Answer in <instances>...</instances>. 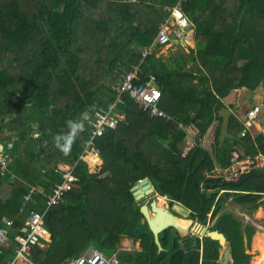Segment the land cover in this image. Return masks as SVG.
Masks as SVG:
<instances>
[{"label":"trees","instance_id":"16d2710c","mask_svg":"<svg viewBox=\"0 0 264 264\" xmlns=\"http://www.w3.org/2000/svg\"><path fill=\"white\" fill-rule=\"evenodd\" d=\"M177 1L34 0L36 12L30 14L19 0H0V142H11L12 157L0 177V228L6 226L4 218L12 220L4 257H13L15 235L28 212H42L44 195L62 180L56 165H71L81 155L87 125L76 121L85 111L105 108L115 96L113 86L141 59V79L157 77L160 107L171 118L150 117L127 92L121 94L123 118L96 140L101 173H91L78 159L79 184L46 211L55 230L45 246L34 245L33 264H66L89 245L109 256L124 236L138 238L140 247L121 254L119 264H183L185 249L171 228L159 234V252L148 226L135 231L142 213L130 187L143 178L203 225L208 213L214 219L223 210L221 190L251 209L264 204L256 203L264 195V168L232 181L205 175L216 163L227 166L234 148L264 154V133L252 135L240 119V109L245 114L254 105L236 95L264 85V0H184L181 8L194 27L196 50L175 55L170 65L155 53L142 57L169 13L166 7ZM188 57L200 65L185 69ZM221 107L231 110L228 131L234 137L219 147ZM214 119V143L181 155L185 127L195 126L202 136ZM4 128L13 131L3 137ZM30 186L42 190L24 204ZM212 229L227 238L234 264H249L243 231L250 243L253 225L242 229L231 212L222 211ZM196 239L188 264H217L218 241ZM2 257L0 264H6Z\"/></svg>","mask_w":264,"mask_h":264},{"label":"built area","instance_id":"2783aa9c","mask_svg":"<svg viewBox=\"0 0 264 264\" xmlns=\"http://www.w3.org/2000/svg\"><path fill=\"white\" fill-rule=\"evenodd\" d=\"M178 0L175 5L166 7L169 11L166 19L159 24V30L151 43L144 46L142 57L158 52V46L180 44L184 47L194 44V27L188 17L182 10V2ZM143 62L139 61L131 65L130 70L122 74V80L118 83L115 89L114 98L109 101L105 108H99L95 111H85L81 117L85 118L87 125L84 130L85 137L81 141L82 153L78 159L85 160L89 169L94 173L102 166L99 149L96 147L97 138L102 135L107 127H115L122 114L118 112V107L123 102L122 93L127 92L137 106L147 112L150 117H170L160 107L161 91L158 87L157 78L154 74H149L146 78L141 79L140 65ZM259 112V105L255 104L250 110L243 115V126L247 131H251L254 127L255 119ZM207 132V131H206ZM204 133L199 136L198 129L192 125L185 127V137L181 145V155L187 154L194 147H208L214 143V136L211 133ZM10 144L5 148L0 143V177L7 172V166L10 161L11 152L9 151ZM89 157V158H86ZM77 160L71 165L58 163L55 167L62 176V180L55 183L50 191L44 195L45 209L40 212L30 210L23 221V225L19 229V234L15 235L17 245L14 247V255L7 259L4 257L3 250L9 245L7 239L8 227L12 224V220L4 218L6 226L0 228V255L6 264H33L31 253L34 245L40 244L44 239L46 229L42 223L43 215L46 211L64 200L66 192L71 190L78 184V177L74 173ZM229 164L220 166L218 163L214 167L205 172L207 177H217L222 180L232 181L240 175L248 173L254 169L264 168V154L257 153L255 155L246 154L239 148H234L230 152ZM98 167V170L95 168ZM37 192L35 186H30L23 194L24 204L33 202L34 193ZM68 264H119L117 257L113 254L108 257L98 249H89L78 257L70 260Z\"/></svg>","mask_w":264,"mask_h":264},{"label":"water","instance_id":"95a60500","mask_svg":"<svg viewBox=\"0 0 264 264\" xmlns=\"http://www.w3.org/2000/svg\"><path fill=\"white\" fill-rule=\"evenodd\" d=\"M230 113L231 110L228 107H221L218 111V116L221 117L219 135H218L219 147L222 146L223 141L226 137H234L228 131V122H229ZM130 190L135 200H140L147 195H151L152 193L158 195L154 191V188L148 178H143L141 180H138L130 187ZM220 197L223 199V201H225L227 199L226 191H222L220 193ZM263 200H264V195L260 197L256 201V203L258 204ZM176 206L178 207V209L182 211L184 215L188 213L187 208L181 205L180 206L176 205ZM150 207H151V212L149 211L147 204L143 203L140 205L139 210L147 221L148 228L153 234L154 242L158 247V251H161L163 249L160 244L159 234L165 229L171 228L178 234L180 238H182V242H184L185 244L183 264H188L191 253L194 252L193 247H188L186 245V237H187L186 235L190 233V228H191L201 237L206 236L218 241L221 247V252L218 257V264H227L228 262L233 261L230 244L227 242L226 237L222 232L218 231L217 229H211L209 227L207 228L202 223L193 221L192 218L189 217L184 218L173 214L165 207L164 204L160 203L157 198L153 197V199L150 202ZM135 231L138 233L144 231V228L141 223L137 225ZM243 247H244V251L247 252L249 249V245H248L247 235L245 232H243ZM125 252L126 250L119 251L118 258H120L121 254Z\"/></svg>","mask_w":264,"mask_h":264},{"label":"rangeland","instance_id":"374dc122","mask_svg":"<svg viewBox=\"0 0 264 264\" xmlns=\"http://www.w3.org/2000/svg\"><path fill=\"white\" fill-rule=\"evenodd\" d=\"M19 1L22 7L28 13L32 14L36 12L35 6H33L32 4L34 0H19ZM195 46L196 45H194L193 47L191 45H187L186 47H184L180 44H174L171 46L170 45L158 46L157 47L158 52H156L155 54L157 56H160L163 61H165L168 65H170L172 63V58L175 55L179 57V54H183V53L188 54L191 48L195 49ZM186 59L183 64V67L185 66V69H189V67L191 68L193 66L200 65V62L197 59L193 60V59H190L189 57H188V60ZM115 86L116 85H114L113 88ZM263 91H264V85L262 87L260 86V89H258L254 93L249 92V91H245L244 93L242 92L238 93L239 91H237L236 93L238 100L242 98L241 100H243L244 102V100L247 98L249 102H251V103H248L250 106L255 105V104L259 105V111H261V113L255 119V121H260V122L262 121V118H264V100L261 103V101H259L260 97L258 94H260V96L263 95L262 94ZM239 113L241 117L240 119H243V115H244L243 108L240 109ZM238 122H240L239 119H238ZM84 123H85V118L80 117V121L79 120L76 121V124H77L76 126L84 127L85 126ZM253 128H255V126L251 128L250 132L253 134H256L255 133L256 129H253ZM262 133H264V131H262ZM86 158H89V157H86ZM95 169L98 170V167ZM89 170L90 172H93L91 167ZM225 208L233 212L237 216V218L242 223H244V225L250 224L254 226L255 228L254 234L251 237V241L249 243V249L247 251V253L251 255L249 264H264V204L258 205V207L255 209H251L249 207L245 209L241 207L240 204L239 205L231 204V198H227L225 200ZM207 217H210V213H208ZM212 221H213V218L211 217L208 220L207 224L210 225ZM171 236L172 235H170L169 237V241H171L172 239ZM135 242H138V241H135Z\"/></svg>","mask_w":264,"mask_h":264},{"label":"crops","instance_id":"0c3cea01","mask_svg":"<svg viewBox=\"0 0 264 264\" xmlns=\"http://www.w3.org/2000/svg\"><path fill=\"white\" fill-rule=\"evenodd\" d=\"M193 46H194V44H193ZM192 46V47H193ZM157 78V77H156ZM263 85H261V87H262ZM258 89H260V87H258L257 89H255L254 91H252L253 93L255 92V91H257ZM240 92H242V93H244L245 91H243V90H241V91H239V93ZM262 94L263 95H261L260 96V94H258L259 95V97H260V99H259V101H261V103L263 102V100H264V91L262 92ZM248 95V94H247ZM244 102H247V103H250L249 102V100L246 98L245 100H244ZM118 110V109H117ZM118 112H120L119 110H118ZM165 112V111H164ZM120 114H122V118H123V113L122 112H120ZM169 116V115H168ZM170 117V116H169ZM220 117V116H219ZM258 117V116H257ZM171 118V117H170ZM166 120H167V118H166ZM190 125V124H189ZM217 125H218V120L217 119H214L213 121H212V123L210 124V126L208 127V129H207V132L206 133H211L212 134V136H214L215 137V134H216V129H217ZM193 126V125H192ZM255 128H253V129H256L255 131V133L256 134H258L259 132H262V131H264V118H262V121L260 122V121H255ZM195 127V126H194ZM13 131V128H10L9 130H7V128H4V132H3V134H2V136L3 137H5L6 135H8V134H10L11 132ZM256 134H253L252 133V135H256ZM0 143H2L4 146H6V145H8V144H10L11 145V142L10 141H5V142H0ZM6 144V145H5ZM240 149V148H239ZM100 158H101V156H100ZM102 160V159H101ZM103 162V161H102ZM59 163H63V162H59ZM88 169H89V166H88ZM258 169H260V168H258ZM101 170H102V168H100L98 171H97V173H95V174H100L101 173ZM90 171V170H89ZM91 173H94V172H91ZM249 173V172H248ZM238 179V178H237ZM236 180V179H235ZM79 184V183H78ZM78 184L75 186V187H77L78 186ZM36 188H37V193L38 192H40L42 189L40 188V186H35ZM74 188V187H73ZM72 188V189H73ZM70 191V190H69ZM68 191V192H69ZM222 191H226V190H221L220 191V193L222 192ZM67 193V192H66ZM220 193H219V196H220ZM66 196V195H65ZM158 196H160V195H158ZM160 197H162V198H167V197H165V196H160ZM64 200H65V197H64ZM63 200V201H64ZM62 201V202H63ZM62 202H60V203H62ZM59 203V204H60ZM259 204V203H258ZM58 205V204H57ZM56 206V205H55ZM42 223H43V225H44V227H45V229H46V234H45V237H44V239H42V241L40 242V244H38V245H40V246H45L46 245V241H48V240H50L51 238H52V235H53V233H54V230H55V225L54 224H52V223H50L49 222V220H48V218H47V216H46V214H44L43 215V220H42ZM173 230V229H172ZM135 241H139V239L138 238H132V237H128V236H124V237H122L121 239H120V243H119V246H118V249L115 251V252H113V253H111L108 257H110V256H112L113 254L117 257V259H118V261H119V258H118V253H119V251H121V250H126V252L127 251H136V250H138L139 249V246H138V242H135ZM248 245H249V243H248ZM163 248V247H162ZM91 250V249H95V247L93 246V245H89L86 249H85V251L83 252V253H85L86 251H88V250ZM163 250V249H162ZM159 252V251H158ZM83 253H81V254H83ZM247 253V252H246ZM123 254V253H122ZM105 255V254H104ZM107 256V255H106ZM70 261H68L66 264H68Z\"/></svg>","mask_w":264,"mask_h":264},{"label":"flooded vegetation","instance_id":"af4514ba","mask_svg":"<svg viewBox=\"0 0 264 264\" xmlns=\"http://www.w3.org/2000/svg\"><path fill=\"white\" fill-rule=\"evenodd\" d=\"M155 196H158V195H155V193H152L151 195H147V196H145V197H143L142 199H140V200H137L138 202H139V207H140V205L141 204H143V203H146L147 204V206H148V208H149V211L151 212V207H150V202H151V200L153 199V197L154 198H157L158 199V201H159V198H162V197H160V196H158V197H155ZM164 205H165V207L170 211V212H172L173 214H175V215H178V216H180V217H189V218H191L190 216H189V213H190V211L188 210V213L186 214V215H184L183 213H182V211L180 210V209H178V207L176 206V205H181L180 203H178V202H171L168 198H163V202H162ZM223 203H224V208H223V210L222 211H229V212H231L230 210H228V209H226L225 208V201H223ZM231 204H235V205H239L238 203H236V202H234L232 199H231ZM182 206V205H181ZM240 206L241 207H243V208H247L248 206L247 205H242V204H240ZM221 211V212H222ZM221 212L220 213H218L215 217H214V219H213V221H212V223L210 224V225H208L207 223L206 224H204L207 228L209 227V228H211L212 229V226H213V224H214V222L216 221V219H217V217L221 214ZM232 213V215H233V217L234 218H236L237 220H239L238 218H237V216L233 213V212H231ZM209 218H211V212H210V217ZM193 219V218H192ZM193 221H196L195 219H193ZM240 221V220H239ZM196 222H198V221H196ZM241 222V221H240ZM141 224H142V226H143V228L145 229V226H148V224H147V221H146V219H145V217L142 215V218H141V222H140ZM208 225V226H207ZM241 225H242V229H244V227L246 226V225H248V224H245L244 225V223H242L241 222ZM174 231V230H173ZM219 231V230H218ZM244 232V231H243ZM187 237H186V245L188 246V247H193L194 248V250H195V244H196V241H197V239H196V237H198V238H202L201 236H199V234L198 233H196L193 229H191L190 228V233L188 234V235H186ZM226 240H227V238H226ZM228 242V241H227ZM139 241H138V246H139ZM179 243L182 245V247L185 249V247H184V242H182V238H180L179 237ZM229 243V242H228ZM140 247V246H139ZM230 248H231V246H230ZM244 248V247H243ZM220 252H221V247H220ZM231 253H232V250H231ZM220 255V254H219ZM232 257H233V253H232ZM217 264H218V259H217ZM227 264H234V258H233V261L232 262H228Z\"/></svg>","mask_w":264,"mask_h":264},{"label":"clouds","instance_id":"9594fccd","mask_svg":"<svg viewBox=\"0 0 264 264\" xmlns=\"http://www.w3.org/2000/svg\"><path fill=\"white\" fill-rule=\"evenodd\" d=\"M63 151H64L65 153H67V147H65V148L63 149Z\"/></svg>","mask_w":264,"mask_h":264}]
</instances>
